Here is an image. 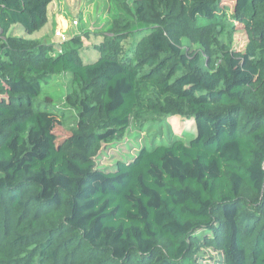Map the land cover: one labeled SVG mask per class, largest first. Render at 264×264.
<instances>
[{
    "label": "trees",
    "instance_id": "trees-1",
    "mask_svg": "<svg viewBox=\"0 0 264 264\" xmlns=\"http://www.w3.org/2000/svg\"><path fill=\"white\" fill-rule=\"evenodd\" d=\"M160 1L164 21L136 0L135 60L105 47L84 60L78 37L58 55L11 38L41 31L54 0H0V264H199L206 248L264 264V0H235L240 52L218 39L224 0ZM185 36L208 44L207 61L188 59ZM62 74L79 87L80 122L58 139L64 115L36 102ZM169 116L193 138L98 165L104 143Z\"/></svg>",
    "mask_w": 264,
    "mask_h": 264
},
{
    "label": "rangeland",
    "instance_id": "rangeland-1",
    "mask_svg": "<svg viewBox=\"0 0 264 264\" xmlns=\"http://www.w3.org/2000/svg\"><path fill=\"white\" fill-rule=\"evenodd\" d=\"M150 1L155 15H159L158 21H164L166 16L163 15L165 7L163 2ZM234 3L235 0L223 2L227 14L224 21L231 25L226 27L218 39L229 46L231 51L240 52L248 45V36L246 31L235 32L233 28V25L237 24L233 16ZM48 15L50 21L46 27L34 35H28L20 27H13L10 33L13 41L26 39L48 43L51 38L55 40L57 30L63 29L71 39L73 37L80 39L78 47L84 60H95L101 54L99 50H103L104 47L108 51H117L121 57H132V60L137 58L141 35L136 29L138 24L136 0H128L123 4L116 0H54L48 8ZM74 20H79L78 27L70 26ZM165 22L170 23L176 31L188 32L186 25L177 26L175 19ZM2 41L7 43V40ZM52 45L54 47V43ZM207 45L187 36L182 39V51L189 60L193 58V54H198L202 62L207 61L209 56ZM52 54L59 53L53 49ZM148 70L149 66H145L143 73ZM77 92L79 87L70 74L57 75L48 86L42 88L41 96L36 102L41 103L43 107L51 104L64 115L67 127L56 128L55 134L58 139L68 136L70 129L77 128L80 122L78 99L81 95H76ZM98 95L99 88H96L92 95L96 103ZM195 132V126L191 121H181L171 116L164 117L158 122L145 123L142 128L133 124L124 136L115 137L103 144L97 163L101 168H114L118 162L132 159L143 147L149 148L161 141L170 142L174 139L189 141ZM199 264H224V258L220 252L206 248L202 251Z\"/></svg>",
    "mask_w": 264,
    "mask_h": 264
},
{
    "label": "built area",
    "instance_id": "built-area-1",
    "mask_svg": "<svg viewBox=\"0 0 264 264\" xmlns=\"http://www.w3.org/2000/svg\"><path fill=\"white\" fill-rule=\"evenodd\" d=\"M70 26L78 27L79 20H74ZM55 39L57 40L54 42L53 48L60 54L63 52L65 45L70 42L71 37L67 35L66 30L59 29L55 32Z\"/></svg>",
    "mask_w": 264,
    "mask_h": 264
},
{
    "label": "crops",
    "instance_id": "crops-1",
    "mask_svg": "<svg viewBox=\"0 0 264 264\" xmlns=\"http://www.w3.org/2000/svg\"><path fill=\"white\" fill-rule=\"evenodd\" d=\"M54 3V2H53ZM52 3V4H53ZM49 21H50V15H49ZM58 21L59 22H61V20L60 19H58ZM61 25V24H60ZM46 27V26H45ZM44 29V28H43ZM42 31V30H41ZM36 34V33H35ZM56 41V39L54 40V39H52L51 38V40L48 42V43H44V44H46V45H50V46H53L52 44L54 43ZM71 46H74V45H71Z\"/></svg>",
    "mask_w": 264,
    "mask_h": 264
}]
</instances>
